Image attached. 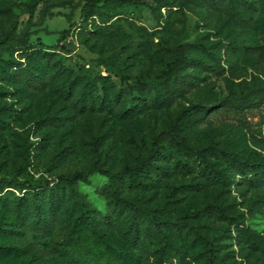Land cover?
Segmentation results:
<instances>
[{"label":"rangeland","instance_id":"rangeland-1","mask_svg":"<svg viewBox=\"0 0 264 264\" xmlns=\"http://www.w3.org/2000/svg\"><path fill=\"white\" fill-rule=\"evenodd\" d=\"M35 1L0 0V37L13 36L0 47V64L13 76L0 71V111L6 122L0 126V182L12 198L0 200V219L2 212H9L19 197V191L12 189L16 182L55 180L98 168L117 173L132 165L138 149L149 148L153 139L174 126L190 106L216 111L200 117L184 135L189 145L198 149L224 148L256 162L264 159V98L241 111L232 107L236 100L264 93L262 11L245 8L235 21L222 2L214 9L195 2L168 11L159 6V2L165 4L166 0H144L151 9L147 5L119 6L115 0H100L97 12L103 19L97 16L81 23L80 11L87 0H42L37 4ZM103 21L113 22L114 26L106 31ZM85 27L87 32L80 31ZM68 29L71 34L61 44L72 53L53 54L45 88L29 90V83L12 69L16 62L27 63L18 50L23 43L53 46L62 40V31ZM196 43L208 48L213 44L231 47L238 43L245 49L239 52L236 47L228 62L221 59L218 63L217 51H212L215 54L212 57L199 50ZM180 45L191 58L179 70L184 77L181 83L184 91L176 92L160 105L152 103L151 95L145 92L147 106L128 116L134 95L129 92L117 95L118 83L110 79L106 70L118 64L129 79L153 76L165 61L174 59ZM81 71L102 77L105 98L111 104L109 111L96 100L94 107L89 102L83 108L79 104L81 87L71 93L63 91L69 79ZM186 161L189 169L178 166L173 152L167 161L170 168L167 177L155 178L151 174L149 180L154 182L150 191L125 189L123 197L139 204L146 200L151 210L163 208L166 199L172 197L176 209L169 216L170 221L192 214L195 209L214 211L217 206L227 207L234 216L243 218L250 230L264 234V184L252 188L232 173L236 182L222 189L207 179L197 157H186ZM220 167L225 168L226 164ZM108 185V180L97 174L78 185V191L99 218L104 213L112 216ZM176 185L181 189H175ZM192 220L203 232L220 236L221 244L226 245L222 253L234 252L231 256L237 261H264L263 255L249 248L239 228L230 227L209 212ZM13 229L20 230L18 226ZM124 233L122 227L110 229L115 243L140 253L141 264H151L153 245L148 243L146 251L137 250ZM15 237L18 245L34 243L25 241L21 235ZM177 241L190 256L185 264H197L192 255L199 248L191 243V236L184 232ZM43 248L45 245L36 244L29 255L2 257L0 264H61L53 248Z\"/></svg>","mask_w":264,"mask_h":264},{"label":"trees","instance_id":"trees-1","mask_svg":"<svg viewBox=\"0 0 264 264\" xmlns=\"http://www.w3.org/2000/svg\"><path fill=\"white\" fill-rule=\"evenodd\" d=\"M39 1L42 0H36L34 3L37 4ZM115 2L119 6L143 7L147 5L150 9L153 8L144 0H115ZM195 2L208 4L213 9L222 2L228 8L230 17L235 21L239 20L245 8L257 9L264 13V0H166L165 4L159 2V6L168 11H174L173 7L181 8L187 3ZM100 3V0H87L80 11V22H88L97 16L103 19L102 14L97 12ZM102 25L107 31L114 26V23L109 24L103 21ZM81 30L87 32L86 27ZM99 31L101 29L98 33ZM70 34L71 29L62 31V40L53 46L22 44L18 51L22 53V58L27 63L22 65L21 62H16L12 69H16L19 72L18 76L29 83V90L41 91L45 88V77L49 73V62L52 59L50 57L54 56L53 54L68 56L72 53L61 44ZM12 39L13 36L10 35L0 37V47ZM177 47L180 49L175 53L174 59L165 61L153 76L129 79L122 74L118 64L106 70L110 79L118 83L117 95L125 92L134 95V102L132 108L128 110V116L140 112L147 106L148 99L143 95L145 92L151 95L152 103L160 105L167 102L176 92L184 91L185 88L181 86L184 77L180 76L179 70L184 64L191 62V58L185 55V50L182 49L184 46ZM196 47L212 57H215L212 51H217L219 53L217 62L221 59L228 62L230 54L236 47H239V44L234 43L231 47L213 44L212 48H208L196 43ZM244 49V46L238 48L239 52ZM197 61L202 64L201 60ZM0 71L10 78L13 77L8 74L3 64H0ZM101 78L81 71L80 74H75L69 79L63 91L71 93L81 87L79 104L83 108L89 102L90 107H94L96 100L100 102L101 108L109 111L111 104L105 98V86ZM263 98L264 93H258L256 97L234 101L232 107L241 111L246 107H251L253 103H260L257 100H263ZM210 111L213 114L216 109L210 110L200 106L188 107L174 126L153 139L149 148L138 149L134 163L124 166L117 173L98 168L87 173L62 175L55 180L41 178L35 181L16 182L14 188L8 187L18 190L19 197L15 198L14 205L9 211L11 215L7 210L2 212L0 258H18L29 255L31 247L41 244L45 245L43 250L53 248L55 257L60 260L61 264H141L140 253L124 249L111 238L110 229L118 226L124 229V236L134 244L137 250L146 251L148 243L153 245L150 250L151 264H173L172 260H175L174 264H185L190 256L177 241L179 235L184 232L191 236V243L199 248V251L192 255L197 264H264V261L254 263L245 259L237 261L231 256L234 252L222 253L226 245L221 244L220 236L203 232L192 220L198 215L202 217L209 212V215H215L227 222L230 227L239 228L238 231L249 248L264 256V234L250 230L245 226L244 219L234 216L227 207L217 206L214 211L195 209L192 214L170 221L169 216L176 209V206L173 207L176 202L172 197L166 199V206L163 208L151 210L146 200L139 204L122 195L125 189L139 192L150 191L151 183L154 182V180H149L151 174H155V178L167 177L170 171L167 161L173 152L176 164L185 169H189L186 157H197L207 179H212L222 189L229 188L230 183L236 182L232 173L252 188L264 184V159L258 162L252 161L238 152H229L216 146L198 149L185 141L184 135L193 129L200 117L206 116ZM4 116L0 111V126L6 123ZM163 142L167 143L163 144ZM223 163L226 164L225 168L220 167ZM95 174L106 178L109 182L106 189L110 197L112 216L104 213L105 216L97 217L95 211H92L84 196L78 191V185L87 182ZM174 188L181 189L179 185ZM4 190L5 187L0 182V200H12L7 194L10 191L5 192ZM172 192L173 190H170V193ZM16 226L20 228L19 231L13 229ZM16 235H21L25 241L34 240V243L28 246L18 245L15 243ZM227 237L231 238L230 235ZM229 256L232 257L231 260Z\"/></svg>","mask_w":264,"mask_h":264}]
</instances>
